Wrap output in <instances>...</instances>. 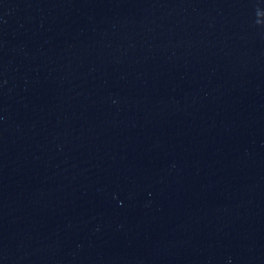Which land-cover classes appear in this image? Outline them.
Segmentation results:
<instances>
[{"label": "water", "instance_id": "water-1", "mask_svg": "<svg viewBox=\"0 0 264 264\" xmlns=\"http://www.w3.org/2000/svg\"><path fill=\"white\" fill-rule=\"evenodd\" d=\"M0 264H264V0H0Z\"/></svg>", "mask_w": 264, "mask_h": 264}]
</instances>
